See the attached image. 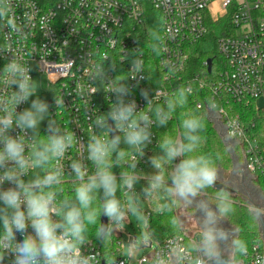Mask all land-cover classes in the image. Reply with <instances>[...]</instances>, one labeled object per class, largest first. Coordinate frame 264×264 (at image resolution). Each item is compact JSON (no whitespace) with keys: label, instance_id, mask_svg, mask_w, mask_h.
<instances>
[{"label":"clouds","instance_id":"obj_1","mask_svg":"<svg viewBox=\"0 0 264 264\" xmlns=\"http://www.w3.org/2000/svg\"><path fill=\"white\" fill-rule=\"evenodd\" d=\"M0 20H6L5 26L11 31L24 35L16 24L11 0H0ZM169 31L170 38H174ZM153 51L160 54L155 45ZM9 52L12 53L10 45ZM21 61L13 55L0 74L5 77V89L0 94V112L4 113L0 115V264L9 254L14 256L11 264H93L94 255L83 250L90 243L89 226H96L102 215L107 218V223L100 221L96 227L95 239L104 245L116 231L124 230L130 216L147 225L142 203L156 201L161 195L166 201L158 205L161 211H172L178 205L195 206L200 213L199 235H189L184 220L174 216L171 225L183 235L171 241L167 251L155 250L142 264H236L237 256L247 254L248 246L239 238V230L220 226L235 211L231 193L225 187L218 189L214 207L199 198L206 189L215 187L220 177L212 154L199 152L204 123L198 115L190 114L182 120V131L176 138L165 136L161 140L159 154L149 157L153 173L137 170L139 159L152 143L153 123L167 126L177 107L187 103L193 92L191 85L180 86L171 96L155 90V96L166 98L163 105L150 110V115L144 108L137 110L134 99L125 101L131 92L122 82L125 79L114 83L110 93L115 94L116 102L108 112L95 116L93 134L86 144L79 141L80 156L68 165V175L75 185L74 198H70L63 195L65 169L53 162L64 158L66 151L78 142L77 135L51 118L49 104L37 95L30 68ZM130 72L137 73L132 79L144 78L139 56L132 60ZM98 75L105 77L104 69ZM141 95L147 105L152 104L147 90H142ZM33 96L36 98L30 107L18 112V106ZM9 103L10 112L6 111ZM54 103L58 109L65 104L64 98L55 96ZM216 108L209 99L208 109ZM46 119V139H41L40 125ZM14 129L20 130L18 135L10 134ZM130 152L134 153L131 157ZM178 158L179 162L174 163ZM89 163L95 166L91 174ZM114 167L120 168L119 177ZM35 169L43 174L30 176ZM141 180L146 184L137 191ZM5 183L12 186L5 189ZM118 191L127 197L125 202L117 197ZM249 210L254 219H264V210L256 205H249ZM17 233L22 239L17 240ZM152 236L147 233L142 240L135 238L127 243L130 261L150 246ZM225 251L230 255L226 257Z\"/></svg>","mask_w":264,"mask_h":264},{"label":"built area","instance_id":"obj_2","mask_svg":"<svg viewBox=\"0 0 264 264\" xmlns=\"http://www.w3.org/2000/svg\"><path fill=\"white\" fill-rule=\"evenodd\" d=\"M149 1L160 20L157 31L160 54L155 66L149 63L143 44L147 35L143 0H11L23 36L6 27V20H0V74L13 55L22 58L21 62L30 68L33 81L38 79L40 85L45 81V89L50 91L47 101L51 118L77 135L78 142L66 151L64 158L53 162L65 169L62 186L73 184L68 165L80 156L79 141L87 143L93 134L95 116L108 112L116 102L115 94L110 93L112 85L124 79L122 82L131 89L125 101L134 99L137 110L144 108L150 115V110L163 105L166 98L155 96V90L171 96L180 86L191 85L192 94L200 92L196 108L205 112L228 152L237 157L236 170L240 175L242 170V176L253 184H264V126L261 131L258 126L259 120L264 122V0ZM214 21H223L215 38V49L223 66L212 68L211 65L208 71L205 61L202 65L206 74L190 72L191 48L210 28L215 30L221 23ZM170 29L174 38H170ZM9 45L12 53H7ZM135 56L143 61V79L131 78L137 75L130 72ZM102 69L105 77L98 75ZM4 89L5 77L0 76V94ZM142 90H147L153 98L151 105H147ZM55 96L64 98L65 104L58 109ZM209 99L216 103L215 110L208 109ZM25 104L19 105L17 111H22ZM6 111H12L11 103ZM249 111L254 115L245 116ZM19 131L14 129L10 134L18 135ZM151 131L152 143L137 165V170L145 174L154 170L149 157L159 154L155 123ZM131 155L134 153L130 152ZM94 170L95 166L89 163V173ZM113 171L119 177L120 168L114 167ZM42 174L40 169H35L30 176ZM11 186L5 183L3 187ZM256 186L260 188L259 184ZM261 192L264 201V189ZM260 209L264 210V202ZM152 210L145 211L148 219ZM182 235L151 240L150 246L144 247L149 252L135 261L117 255L119 241L116 251L109 256H104L99 244L90 239L83 250L94 255L93 264H142L155 250L167 251L169 243ZM20 239L17 233V240ZM134 239L129 238V243ZM263 256L264 243L260 237L248 246L246 255L238 256L235 261L257 264L259 260L262 264ZM13 259L11 254L6 255L3 264H11Z\"/></svg>","mask_w":264,"mask_h":264},{"label":"trees","instance_id":"obj_3","mask_svg":"<svg viewBox=\"0 0 264 264\" xmlns=\"http://www.w3.org/2000/svg\"><path fill=\"white\" fill-rule=\"evenodd\" d=\"M144 6V14H145V24L147 35L143 39L144 48L146 51L147 59L151 65L156 64L157 53L153 51V46H157V31L159 25V15L152 8L149 0H143ZM213 22V21H209ZM220 22V21H214ZM157 29V30H155ZM215 38L214 31L210 28L208 30V34L199 42H197L190 51L189 58V71L190 72H200L206 74V69L202 65L203 62L208 59L211 60L212 68L215 62L218 60L219 56L215 49ZM208 41L213 43V50H207L203 46L206 45ZM158 47V46H157ZM200 92L195 91L193 94L188 96L187 103L178 106L175 112L172 113L171 119L167 126L158 127V139L159 143L161 140L167 136L169 138H176L177 134L182 131L181 122L183 119L187 118L188 115H198L204 123V131L201 133L203 137V143L199 149L201 153H210L215 159L216 166L218 171L221 170L224 174H226L232 167V160L230 158V154L224 146L218 132L213 127L212 123L208 120L205 115V112L201 109L196 108V100L199 98ZM254 115L252 111L246 113L245 116ZM264 128V127H263ZM44 133V134H43ZM41 137L46 139L44 135L47 134L46 129L45 132H40ZM159 152V148H158ZM179 162V160H178ZM175 163V161H174ZM167 170L170 171V168ZM154 170L150 169L148 172L151 174ZM261 186V182H258ZM64 189L63 195L68 196L70 198H74V184H67L62 186ZM217 189L214 187L208 188L205 190V198L213 199L214 205L216 204V193ZM232 199L234 200V213L230 214L227 217V222L233 228L239 230V238L244 240L249 246L255 239H260L261 235L258 229V224L256 219H254L253 215L250 213V210L244 206L241 202L242 200L239 198V194H231ZM117 197L120 199L122 197V192H117ZM166 202V201H165ZM153 210L150 213V217L148 219V224L146 225L147 233H152V240L162 241L166 237H170L176 234V230L171 225V220L174 216H178L177 209L181 208L182 205H178L172 209V211H161L158 207L156 201L150 200ZM97 206H99V201L96 202ZM100 218L97 221L96 226H89V230L87 233L88 239L93 242L99 244L100 249L104 256H109L112 252L116 251L118 247V241L120 234L116 231L110 240H108L104 245L101 244L99 240H96V227L99 226ZM186 230V229H185ZM238 256L235 258V260Z\"/></svg>","mask_w":264,"mask_h":264},{"label":"rangeland","instance_id":"obj_4","mask_svg":"<svg viewBox=\"0 0 264 264\" xmlns=\"http://www.w3.org/2000/svg\"><path fill=\"white\" fill-rule=\"evenodd\" d=\"M220 22L221 23L216 26V29L213 30L215 36L219 35L221 27L223 26V21H220ZM203 47L206 48L207 50H210V51L214 49L213 48V43L211 41H208L206 43V45H204ZM214 66H215V68L222 67L223 66L222 60L220 58H218V60L214 64ZM34 84H35V87H36L37 95L42 100L47 101L48 96L50 95V91H47V89H45L46 88L45 81H42V84L40 85L39 82H38V79H35ZM35 98H36V96L30 97L29 101L25 104V108L30 107L31 100L35 99ZM258 102H260V101H258ZM212 125L214 126V123H212ZM258 126H259L260 131H261V127L264 126V122L259 120L258 121ZM46 127H47V119L41 123L40 132H42V131L45 132ZM178 135L179 134H177V136ZM40 138L41 139H45V138H43V136L40 137ZM175 163H176V161H175ZM231 169H232V167H231ZM231 169L226 174L223 173V175H221V173H220L221 171L219 170L218 171L219 172V176L227 179L228 176H229L228 173H230ZM237 174L239 175V177L241 176L240 172H238V171H237ZM242 177L245 178L244 175ZM145 184L146 183H143V182L140 181V183L136 185L137 191H139L141 189V187L143 185H145ZM255 184L257 185L258 183L256 182ZM260 188L264 189V184L263 183H261ZM120 199H121V202L123 203V202H125L127 200V197L124 196L123 198L121 197ZM123 199H124V201H123ZM206 200L209 203L213 204V206H214V200L213 199H207L206 198ZM156 202H157L158 205H161V204L165 203L164 196L163 195L159 196L157 198ZM190 207H192V206H190ZM190 207H184V209L179 207V209H177V214H178L179 217H181L184 220L185 229L189 233V235H191L193 238H198L199 231L195 228L196 226H195V223L193 221V209L194 208L193 207L190 208ZM142 208H143L144 212L149 210V209H151L152 205L150 203V200H144L143 203H142ZM129 220L130 221L126 223V226H125L124 230L117 231L120 234V236H119V242H120L119 249H120V252H118L117 255L121 256L122 258H124L126 260L129 259L127 257V254H126L127 253V243H129V238H133L134 237V238H139V239L142 240L144 238V235L147 234V228H146L145 224H143L142 222H139L137 220V218L134 217V216H130ZM148 252H149L148 248H143L139 252L137 258H139L143 254H147ZM225 253H227V251H225ZM228 254H229V252H228ZM135 260H132V261H135Z\"/></svg>","mask_w":264,"mask_h":264},{"label":"flooded vegetation","instance_id":"obj_5","mask_svg":"<svg viewBox=\"0 0 264 264\" xmlns=\"http://www.w3.org/2000/svg\"><path fill=\"white\" fill-rule=\"evenodd\" d=\"M229 176L227 179L220 177V181H223L225 183H227L232 189H234V194H239V198L242 200V204L244 206H246L249 209V205H253V203L258 204L259 206L263 205V196H262V192L261 189L255 185V187H252L247 178H243V177H239V175L235 172V171H231L230 173H228ZM249 196L252 200V202H250V200L248 199ZM193 209V221L195 223V228L200 231L199 229V223H198V218L200 216V213L197 212L195 206H192ZM214 207V206H213ZM263 223H264V219ZM221 227L225 228V229H231L232 227L229 225V223L227 222V220H223L221 222ZM223 247V245H222ZM225 255L229 256L230 253H224Z\"/></svg>","mask_w":264,"mask_h":264},{"label":"water","instance_id":"obj_6","mask_svg":"<svg viewBox=\"0 0 264 264\" xmlns=\"http://www.w3.org/2000/svg\"><path fill=\"white\" fill-rule=\"evenodd\" d=\"M207 64H208V67H207V70L208 71H210V69H211V60L210 59H208L207 60ZM47 103L49 104V101H47ZM225 145V144H224ZM225 147H226V145H225ZM226 149H227V147H226ZM228 151V150H227ZM230 154V158H231V160H232V169H231V171H235L236 173H237V170H236V163H237V157L233 154V153H229ZM221 171V170H220ZM230 171V172H231ZM221 173V175H223V172L221 171L220 172ZM241 177H242V170H241ZM249 184L252 186V187H255V185L251 182V180L249 179ZM221 187H225L231 194H233L234 193V189H232L227 183H225V182H223V181H218L217 183H216V185H215V189H220ZM246 197H248V199L250 200V202H252V200H251V198L249 197V196H246ZM201 199H206L205 198V194H202L201 195V197H200ZM252 204L253 205H256L257 207H259L260 208V206L258 205V204H255V203H253L252 202ZM100 221H101V223H107V218L105 217V216H101L100 217ZM257 221V224H258V229H259V232H260V235H261V238H262V240H263V243H264V223H263V220L261 219V220H256ZM100 223V222H99ZM226 256V255H225ZM227 257V256H226ZM262 264H264V256H263V263Z\"/></svg>","mask_w":264,"mask_h":264},{"label":"crops","instance_id":"obj_7","mask_svg":"<svg viewBox=\"0 0 264 264\" xmlns=\"http://www.w3.org/2000/svg\"><path fill=\"white\" fill-rule=\"evenodd\" d=\"M199 198H200V197H199ZM184 207H185V206H183V205L181 206V208H183V209H184ZM190 208H192V207H190Z\"/></svg>","mask_w":264,"mask_h":264}]
</instances>
